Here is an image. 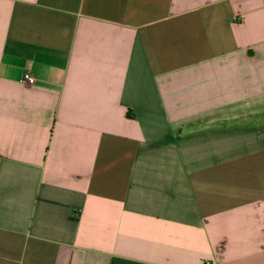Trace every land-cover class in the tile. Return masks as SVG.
Segmentation results:
<instances>
[{"label": "crops", "instance_id": "obj_1", "mask_svg": "<svg viewBox=\"0 0 264 264\" xmlns=\"http://www.w3.org/2000/svg\"><path fill=\"white\" fill-rule=\"evenodd\" d=\"M0 264H264V0H0Z\"/></svg>", "mask_w": 264, "mask_h": 264}, {"label": "built area", "instance_id": "obj_2", "mask_svg": "<svg viewBox=\"0 0 264 264\" xmlns=\"http://www.w3.org/2000/svg\"><path fill=\"white\" fill-rule=\"evenodd\" d=\"M22 80L28 84H31L34 82V78L29 74V73H25L22 76Z\"/></svg>", "mask_w": 264, "mask_h": 264}]
</instances>
